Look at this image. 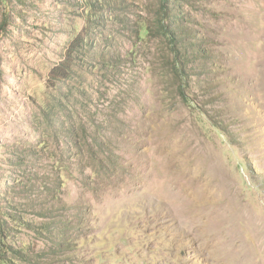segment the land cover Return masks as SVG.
Returning <instances> with one entry per match:
<instances>
[{"label": "rangeland", "instance_id": "1", "mask_svg": "<svg viewBox=\"0 0 264 264\" xmlns=\"http://www.w3.org/2000/svg\"><path fill=\"white\" fill-rule=\"evenodd\" d=\"M0 264H264V0H0Z\"/></svg>", "mask_w": 264, "mask_h": 264}, {"label": "trees", "instance_id": "2", "mask_svg": "<svg viewBox=\"0 0 264 264\" xmlns=\"http://www.w3.org/2000/svg\"><path fill=\"white\" fill-rule=\"evenodd\" d=\"M161 1L164 3H168V1H170V0H161ZM60 66L63 69L56 67L55 69L52 70V72L57 73V75H53L55 80H61L62 81V80L67 79L69 76H68V73H66V71H64V69L67 68L66 65L62 64Z\"/></svg>", "mask_w": 264, "mask_h": 264}]
</instances>
